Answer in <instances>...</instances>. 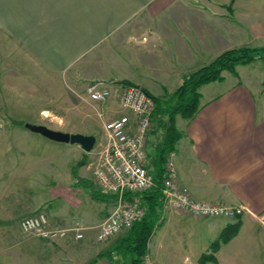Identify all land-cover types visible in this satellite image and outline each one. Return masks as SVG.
<instances>
[{"label":"crops","instance_id":"0c3cea01","mask_svg":"<svg viewBox=\"0 0 264 264\" xmlns=\"http://www.w3.org/2000/svg\"><path fill=\"white\" fill-rule=\"evenodd\" d=\"M262 45L264 0H0V64L11 65L17 57L19 65L65 75L79 85L85 79L112 84L127 78L159 99L224 50ZM260 60L238 64L237 74L224 71L222 79L199 88L196 115H177L182 136L171 152L178 181L193 197L244 205V213L200 217L164 204L148 242V254L157 264H176L181 258L200 264L222 231L234 224L235 234L220 241L214 252L217 262L206 264L238 257L264 264V79L254 80L255 68L264 66ZM244 65L251 66L242 74ZM227 74H232L229 84L216 92L211 87L205 97L202 88L224 82ZM15 132L36 140L26 131ZM72 144L60 149L76 146L81 158L97 151ZM62 159L58 154L50 157L54 177L45 179V185L33 176L24 182L22 172L0 166V264H110L99 256L105 250L94 244L91 232L97 233L115 197L87 174L94 160L82 159L78 180L73 155L70 161ZM59 163L64 166L58 169ZM27 165L35 169L36 162ZM44 189L49 196L42 195ZM94 189L105 195H94ZM38 212L52 225L86 226L84 237L52 242L26 234L21 220ZM77 249L82 260L78 254L65 256ZM59 252L65 255L59 257Z\"/></svg>","mask_w":264,"mask_h":264},{"label":"rangeland","instance_id":"374dc122","mask_svg":"<svg viewBox=\"0 0 264 264\" xmlns=\"http://www.w3.org/2000/svg\"><path fill=\"white\" fill-rule=\"evenodd\" d=\"M239 47H243V46L232 47L229 49H234ZM216 57H214L211 61H213ZM17 61L18 58L14 57V63H13L14 65L13 64L7 65L6 63L0 64V120H1L0 166L1 168L6 169L7 171L10 170L11 173H16V174L22 172L21 175L24 182L26 181L29 182L27 178L30 179L33 176L34 179H36V181H40V183L42 182L41 185H45L46 183L44 182L45 179L47 178L50 179L54 177L55 166L50 161L51 156L53 158L54 155L58 154V157H63V159H65L67 156L69 159L68 161H70L71 156L73 155L74 158L73 160L75 161V163L78 162V157L80 158V160L85 159V161L94 160L90 162L89 164L90 167L92 163H95L98 160V152L104 140V133H103L104 123L119 115V108L117 107L118 105L115 98H112L106 103H102L98 105L90 103L88 100V85L90 83H95L97 85L105 84V83H98V81H96L98 80V78H95V80L85 79L83 83L81 82L82 83L81 86L79 84L72 83L65 75H53L46 72L44 73L43 71H41V69L40 70L37 69V67H35L34 65L28 63H26V65L23 64L19 65ZM259 63L260 65H264V60H260ZM251 65L240 66L241 73L243 74L244 70L249 69ZM20 66L24 67V69L26 70L22 69V67ZM123 67L125 68V71L128 72L126 66L123 65ZM7 69H12V70L7 71ZM224 71H228V70H224ZM254 71L256 75L254 80L256 81V83H258V81L261 80L262 78L264 79V66L263 68H255ZM226 73H230V72L228 71ZM227 75L228 76L224 82L221 83L215 82L212 84L210 83L207 86H204L202 88L204 96L207 97V93L209 89H211V87H213L214 89L213 91L215 92L225 88L229 84V80L232 77V74H227ZM105 81H110V79ZM111 81L112 82L114 81V83H127V81H129L128 83H132V81H130L127 78L114 79ZM175 90L171 92L167 91L165 93L166 98H163L162 100L167 101V98L171 99L172 94L175 92ZM256 94L258 96V92H256ZM127 112L131 113V111H127ZM166 119H167V113L165 112L161 113L156 117V119L154 120L155 123L153 125V129L151 130V133L148 138V143H147L148 162L151 166L153 164L156 147L162 142L164 137V132H165L164 121ZM182 121L184 120H180V123H183ZM25 122L41 123L53 129H59L68 132H82L86 134H94L96 135L97 138L94 148L97 147L96 149L97 151H95L93 155H90L89 158L87 154L86 156H83L81 158L80 156L81 154H79V150L78 151L76 150V146H72L75 147L73 148L72 151L60 149V147H65V145H71L70 142L56 141L44 136L41 133L34 132L33 130L27 128L24 125ZM16 130L26 131L27 133L30 134V136L35 137L36 140H33V138L18 137L15 132ZM170 155L171 153L169 154V156ZM35 162H36L35 169L27 165L28 163H35ZM60 165L61 163L58 164V169L60 168ZM76 165L77 164H75V166ZM82 165L77 166L78 174H79V169ZM61 166H64V163ZM89 167H88L89 170L87 169L86 172L94 180L92 168ZM42 195L49 196L50 194L49 191H46L44 189L42 191ZM261 219L264 220V218ZM160 220L161 218L159 219V222ZM91 233L96 235L95 231H92ZM126 233H127V229H124L116 236L111 237L104 241H98L95 236L93 237L95 241L94 244L97 247H99L100 250L106 251L107 249L115 246L122 238V236H124ZM26 234L34 235L32 233H26ZM76 243L77 242H74L73 244L77 245ZM63 253L59 252L58 256L60 257L61 255H65V253L64 254ZM78 253H81L79 249H77L76 251L68 252L66 253L65 256L68 257L70 254L72 256H78L79 255ZM81 254L79 255L80 260H82L83 257L81 256ZM146 254H148V252ZM62 258L64 257H61V259ZM104 258L107 259V257ZM79 263L84 264L83 262H79ZM154 263L157 264L156 262ZM58 264H62V263L59 262ZM143 264H144V260H143ZM176 264H194V263L189 261V259L181 258L180 261ZM222 264H259V263H254L252 258L245 259L238 257L236 258V260L231 261L230 263H222Z\"/></svg>","mask_w":264,"mask_h":264},{"label":"built area","instance_id":"2783aa9c","mask_svg":"<svg viewBox=\"0 0 264 264\" xmlns=\"http://www.w3.org/2000/svg\"><path fill=\"white\" fill-rule=\"evenodd\" d=\"M112 98L117 100L119 115L104 123V140L98 160L90 165L99 188L115 197L113 209L97 227L98 241L114 237L140 221L146 212L142 194L156 184L149 170L147 151L157 109L155 98L135 83L88 85L90 103L98 105ZM127 111H131L134 117ZM162 190L166 207L200 217H238L246 209L244 205L213 203L193 197L189 189L179 183L171 155L165 163ZM21 227L27 233L52 242L69 236L82 239L87 228L84 225H52L44 212L24 217ZM143 260L144 264H155L148 254L144 255Z\"/></svg>","mask_w":264,"mask_h":264},{"label":"trees","instance_id":"16d2710c","mask_svg":"<svg viewBox=\"0 0 264 264\" xmlns=\"http://www.w3.org/2000/svg\"><path fill=\"white\" fill-rule=\"evenodd\" d=\"M257 59L264 60V45L243 46L225 50L210 63L186 75L181 85L172 94L171 99L167 98V101H164L163 98H155L157 103L155 119L163 112L167 113V119L164 121V137L156 147L152 166L148 163L156 184L143 193L142 200L146 208L145 216L127 229V233L115 246L107 249L104 253H100V257H107L110 264H143L144 255L148 252V242L160 223L159 219L164 209L165 198L162 184L165 176V163L182 136L176 125L177 115L188 119L193 118L200 108L201 94L199 88L203 84L222 79L224 70L237 74L236 66L238 64L250 63ZM75 164L77 165H74V175L80 180L82 178L77 172V166L84 164V160ZM94 191L96 196L105 195L99 193L98 190L94 189ZM237 228V224L226 227L219 238L212 243V252L204 253L201 256L200 264H206L208 261L217 262L214 252L218 250L220 241H229Z\"/></svg>","mask_w":264,"mask_h":264},{"label":"water","instance_id":"95a60500","mask_svg":"<svg viewBox=\"0 0 264 264\" xmlns=\"http://www.w3.org/2000/svg\"><path fill=\"white\" fill-rule=\"evenodd\" d=\"M24 125L27 128L33 130L34 132L41 133L50 139L60 142H70L73 144H79L87 152L91 151L94 148L97 141L96 135L94 134H86L82 132H68L59 129H53L41 123L25 122Z\"/></svg>","mask_w":264,"mask_h":264}]
</instances>
